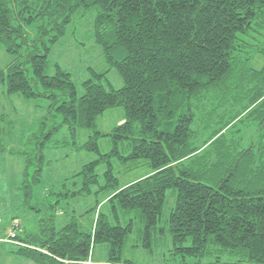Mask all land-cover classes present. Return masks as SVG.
Instances as JSON below:
<instances>
[{
    "label": "trees",
    "instance_id": "trees-1",
    "mask_svg": "<svg viewBox=\"0 0 264 264\" xmlns=\"http://www.w3.org/2000/svg\"><path fill=\"white\" fill-rule=\"evenodd\" d=\"M81 12L94 15V40L108 69L94 77L115 70L121 89L88 80L79 96L58 64L47 74L52 48ZM263 16L264 0H0V47L15 58L0 71V83L9 96L52 100L62 118L49 131L43 122L32 137L44 141L33 157L26 154V205L47 166L43 151L62 126L75 134L95 129L110 109L125 114L110 134L96 131L83 146L99 153L100 138L112 141L110 153L76 176L83 187L73 197H88L99 182L97 166L108 164L96 193L112 194L93 229L85 231L73 216L61 229L49 219L39 234L24 229L23 239L13 217L18 249L12 254L35 264H101L91 259L97 245H106L102 264H135L123 255L136 221L149 253L161 235L170 238L176 264H264V66L252 67L255 56H264V26H253ZM251 116L256 136L247 147L226 139ZM124 142L126 156L119 151ZM113 161L151 173L121 187ZM170 196L174 204L163 224Z\"/></svg>",
    "mask_w": 264,
    "mask_h": 264
},
{
    "label": "rangeland",
    "instance_id": "rangeland-1",
    "mask_svg": "<svg viewBox=\"0 0 264 264\" xmlns=\"http://www.w3.org/2000/svg\"><path fill=\"white\" fill-rule=\"evenodd\" d=\"M93 20L94 15L91 13H78L68 27L66 36L52 48L49 56L50 67L47 74L54 75L55 65L58 64L71 74L79 96L84 94L83 83L88 80L102 81L107 88L121 89L124 86L122 79L115 70H110L106 77L100 80H97L93 75L108 70L102 49L94 40ZM258 21H260L259 25L258 22L253 25L255 29L257 26L258 28L264 26V16ZM37 26L35 24L33 28L29 29L32 41L36 38L34 30ZM254 33L252 30L251 34ZM14 59L4 48L0 47V71L6 70ZM263 66L264 56H255L252 67L260 70ZM1 114L4 116L3 121L0 122V147L4 148L6 153L0 154V207H2L0 264H10L8 258L12 252L18 249V242L11 238L13 217L20 219L22 231L17 233L24 239L26 237L24 229L28 230V233L39 234L42 221L46 223L49 219H53L55 227L61 229L69 223L71 216L79 219L78 222L88 232L93 229L98 215L108 210L106 201L112 193H96L100 190L99 187L105 183L104 173L108 169L107 162L104 160L97 166L96 173L99 176V182L92 187L93 192L88 197H73V193L83 187L81 178L76 176L84 166L100 160L101 155L108 154L112 150V141L109 136L99 139V153L87 151L83 148L84 144L96 131L102 134H110L113 129L124 123L125 114L122 108L110 109L98 118L95 129L80 130L75 134L71 132L68 126H62L51 137L43 151L47 166L43 170L40 183L32 186V197L27 205L25 204V189L23 188L28 157L26 154H32L33 157L35 153H38L37 148L41 146L40 141H44L42 136L38 139H32V137L34 134H39L43 122H46L44 130L49 131L55 125L61 124L62 118L57 114L52 100L44 97L36 100H25L18 94L9 96L6 93V87L0 83ZM250 119L252 121L243 122L233 131H230L226 135V139L238 141L241 147H247L256 136V124L253 123L256 118L251 116ZM193 128L196 130L197 126L194 125ZM206 138L208 135L204 137V139ZM31 139L32 142H30ZM9 150L20 153H7ZM119 151L124 156L128 155L130 153L129 143L120 144ZM34 163L36 165L38 161L34 159ZM35 165L29 168L30 174H33ZM112 165L121 187L151 173L148 166L129 171L128 167L119 165L117 161H113ZM173 204V198L170 196L164 211L163 224ZM94 208H96L95 212ZM126 223V220L122 218L121 224L125 225ZM139 227L140 224L134 221V231L125 247L123 260H129L135 264L177 263L176 259L178 258L174 256L168 236L161 235L163 239L160 245L149 253L143 247L145 241L139 237ZM107 259L108 247L97 245L91 262L102 264Z\"/></svg>",
    "mask_w": 264,
    "mask_h": 264
},
{
    "label": "crops",
    "instance_id": "crops-1",
    "mask_svg": "<svg viewBox=\"0 0 264 264\" xmlns=\"http://www.w3.org/2000/svg\"><path fill=\"white\" fill-rule=\"evenodd\" d=\"M1 208L2 207H0V209ZM1 215H2V209H1ZM0 230H1V228H0ZM8 261L10 262V264H35V263H33L27 259L21 258L19 256L14 255V254L10 255V257L8 258Z\"/></svg>",
    "mask_w": 264,
    "mask_h": 264
},
{
    "label": "built area",
    "instance_id": "built-area-1",
    "mask_svg": "<svg viewBox=\"0 0 264 264\" xmlns=\"http://www.w3.org/2000/svg\"><path fill=\"white\" fill-rule=\"evenodd\" d=\"M12 237L14 238V235H12Z\"/></svg>",
    "mask_w": 264,
    "mask_h": 264
}]
</instances>
